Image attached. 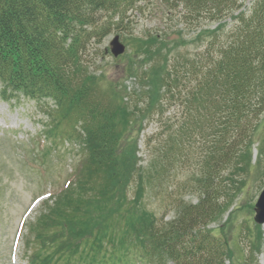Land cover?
I'll return each mask as SVG.
<instances>
[{
  "label": "trees",
  "instance_id": "obj_1",
  "mask_svg": "<svg viewBox=\"0 0 264 264\" xmlns=\"http://www.w3.org/2000/svg\"><path fill=\"white\" fill-rule=\"evenodd\" d=\"M140 1L0 0L1 99L10 102L22 97L35 103L52 126L58 124L59 115H74L76 138L86 152L78 190L89 187L93 192L101 184L105 201L120 170L129 171V161L118 151L116 128L122 110L98 94L101 80L89 74L87 67L93 55V59L100 55L94 45L120 30L126 13L137 9ZM161 1L176 24L200 35L203 49L173 67L165 62L164 67L145 71L139 82H147L149 89L131 99L129 113L135 125L145 119L156 125L145 144L160 175L175 163L186 165L193 159L192 150L200 151L193 182L198 199L191 204L170 192L172 220L165 221L164 214L140 212L133 221L127 220L124 237L119 242L111 240V245L127 246L117 256L118 264H224L226 245L206 227L219 214L226 187L237 184L232 178L252 167V141L264 120V0H250L247 6L246 0ZM202 22L216 27L203 32ZM151 71L157 82L145 80ZM162 119L167 121L163 128ZM162 133L167 134L164 140ZM259 142L261 156L264 141ZM161 181L152 188L155 195ZM72 193L75 190L65 200ZM65 203L67 207L56 215L69 228L64 234L69 236V252L77 254L85 234L70 224L95 223L87 207L95 210L93 204L80 206L79 199ZM43 217L50 222L51 217ZM100 233L89 249L98 262ZM32 239L45 244L40 237ZM85 253L86 248L80 252ZM28 259L30 264L44 261L34 252ZM83 263L98 264L87 259Z\"/></svg>",
  "mask_w": 264,
  "mask_h": 264
},
{
  "label": "rangeland",
  "instance_id": "obj_2",
  "mask_svg": "<svg viewBox=\"0 0 264 264\" xmlns=\"http://www.w3.org/2000/svg\"><path fill=\"white\" fill-rule=\"evenodd\" d=\"M249 1L246 0L245 6ZM199 26L206 32L214 29L216 24L202 22ZM116 35L120 36L126 51L113 58L110 53H105V49ZM199 36L192 29L177 25L160 0H142L137 9L127 14L120 30L112 31L94 45L95 50L103 53L96 60L93 55L87 68L89 74L101 80L98 94L107 97L109 104L116 103L125 111L118 113L116 131L120 137L118 151L128 158L130 172L120 170L113 180L112 195L107 201V196L100 195L101 184L93 192L89 187L87 191L78 190L77 185L83 182L86 152L76 138V117L61 114L57 118L58 124L52 126L35 103L22 97L18 101L6 102L0 93V264H28L25 259L28 247L30 252L32 250L38 258L44 259L43 262L34 260L32 264H84L85 259L98 264H118L117 256L123 254L127 246L113 247L111 240L119 242L124 237L127 220L133 221L134 215L140 212L153 213L156 217L164 214L165 221L172 220L174 197L197 203L193 182L198 172L200 151H191L194 156L186 162L187 166L178 162L160 175L159 166L152 160L153 155L144 143L156 125L146 119L138 121V125L132 123L131 107L123 103L120 86L131 90L135 78L130 75L142 76L151 68L164 67L165 62L171 67L181 59L193 58L203 49ZM145 52H149V56L145 57ZM156 73L161 74V70ZM145 80L157 82L152 71L146 74ZM145 85L148 90L149 86ZM263 121L257 126L252 141V167L244 168L234 176L238 181L232 178L237 184L226 187L227 194L222 197L220 212L206 227L226 245L224 264H264V225L257 226L253 222L254 204L264 188V154L260 156L257 150L260 139L264 141ZM165 123L167 121L162 119V128ZM166 136L162 133L161 140ZM138 166L143 170L140 174L135 172ZM160 178V192L155 195L152 188ZM74 190L71 199H79L80 203L83 197V206L93 204L95 213L91 208L87 209L96 217L93 224H70L80 233L83 229L85 234L79 242L77 254L69 252V236H64L69 228L56 215L67 207L65 201L71 199H65ZM170 192L173 198L168 195ZM40 197L44 201L37 205L36 200ZM46 215L51 217L50 222L44 221ZM97 231H101L100 262L94 260L93 252H89L92 244L98 242ZM32 237L42 238L45 244L40 246V242ZM85 248L88 254H80Z\"/></svg>",
  "mask_w": 264,
  "mask_h": 264
},
{
  "label": "water",
  "instance_id": "obj_3",
  "mask_svg": "<svg viewBox=\"0 0 264 264\" xmlns=\"http://www.w3.org/2000/svg\"><path fill=\"white\" fill-rule=\"evenodd\" d=\"M110 52L114 57H118L124 52V45L119 41L116 36L110 43ZM254 222L258 225H264V189L260 193L254 207Z\"/></svg>",
  "mask_w": 264,
  "mask_h": 264
}]
</instances>
